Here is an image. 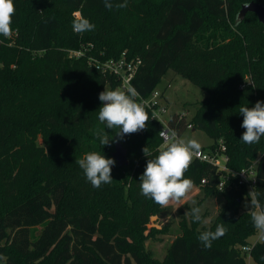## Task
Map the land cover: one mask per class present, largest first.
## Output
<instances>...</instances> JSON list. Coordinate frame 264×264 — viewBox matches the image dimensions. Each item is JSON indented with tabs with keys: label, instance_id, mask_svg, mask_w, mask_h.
<instances>
[{
	"label": "trees",
	"instance_id": "1",
	"mask_svg": "<svg viewBox=\"0 0 264 264\" xmlns=\"http://www.w3.org/2000/svg\"><path fill=\"white\" fill-rule=\"evenodd\" d=\"M251 1L264 5V0H127L126 8L109 10L103 0H13V32L0 35V264H247L241 247L249 244L253 264H264V239L251 208L243 205L249 189H220L215 166L198 159L185 178L200 186L201 202L222 199L211 224L191 216L188 225L182 217L163 262L137 252L140 225L161 210L141 194L139 181L147 158H155L162 145L161 125L145 108L150 117L145 130L114 137L119 129L99 122V93L118 89L121 81L70 53L93 44L88 52L101 59L123 53L140 58L131 83L143 97L169 70L199 86L207 97L191 118L171 113L169 127L180 136L189 126L205 131L213 139L210 149L222 142L233 170L256 162L255 192L264 205V136L254 144L240 140L245 129L239 107L264 101V24L254 12L237 18ZM76 11L95 30L75 33ZM98 130L114 137L109 145L100 144ZM117 142L128 150L127 165L113 157ZM146 146L150 157L142 152ZM90 152L115 160L111 183L94 188L87 181L75 161ZM111 201L123 207L110 209ZM99 216L108 223H98ZM220 224L225 235L204 248L198 236Z\"/></svg>",
	"mask_w": 264,
	"mask_h": 264
},
{
	"label": "clouds",
	"instance_id": "2",
	"mask_svg": "<svg viewBox=\"0 0 264 264\" xmlns=\"http://www.w3.org/2000/svg\"><path fill=\"white\" fill-rule=\"evenodd\" d=\"M105 8L112 10L113 7L126 8L127 0H103ZM16 8L13 0H0V35L10 37L13 28V16ZM95 25L83 17L79 12L74 13L73 31L78 34L95 30ZM138 91L135 87L129 86L126 90L115 89L104 90L99 93V100L102 106L98 109V119L106 129H119L114 137L123 138L128 134L145 130L150 120L148 112L142 103L138 102ZM239 113L243 116L241 127L245 129L242 133V140L245 144H254L264 136V101H257L251 108L240 106ZM154 118V117H153ZM152 118V119H153ZM155 119V118H154ZM96 136L102 146L109 145L114 139L109 138L104 130H98ZM159 136L164 143L161 145L158 155L148 159L143 174L139 177L141 194L153 200L154 203L164 208L170 203L180 204L188 198L193 190V181L185 178L193 159L201 153V144L196 139L185 138L178 135L175 129L163 128ZM145 157L152 155L146 146L142 149ZM83 170L84 175L94 188L102 184H109L112 179V167L115 164L113 158H106L99 152H90L83 158L75 161ZM260 193L252 189L248 193L251 203V219L254 227L264 239V205L258 197ZM196 201L192 200L195 205ZM248 207V204H245ZM200 207H192L190 215L195 222L207 223L201 215ZM227 229L223 224L217 225L215 231H204L198 236V240L204 248L210 249L212 242L225 235Z\"/></svg>",
	"mask_w": 264,
	"mask_h": 264
},
{
	"label": "rangeland",
	"instance_id": "3",
	"mask_svg": "<svg viewBox=\"0 0 264 264\" xmlns=\"http://www.w3.org/2000/svg\"><path fill=\"white\" fill-rule=\"evenodd\" d=\"M158 88L164 93L163 103L167 107L164 114L166 120L171 113L185 114L188 118H191L197 104L207 97V93L199 86L195 85L190 79L176 74L173 70H169L166 73ZM181 136L196 139L206 149H210V145L213 143V139L201 129L194 130L188 128ZM114 151L115 146L113 147ZM113 168H115V165H113ZM76 181L74 184H76ZM193 185V190L188 198L181 201L180 204L170 203L167 207H161L159 212L150 215L148 221L142 227L140 225L141 235L137 238L138 247L136 249L138 253L146 252L152 260L163 262L167 256L168 246L173 241L175 234L180 230L182 217H186L188 220L187 224L191 225L189 207L193 206L192 200L196 201L195 205L200 203L199 207L202 209L201 215L204 220H207V223L202 224L207 226L211 224L221 207L222 199L214 196L206 198L201 202L203 192L198 184L193 183ZM124 195L125 197L127 196L126 190H124ZM104 199H107V195H105ZM110 199L114 198L111 197ZM130 203L131 200L128 201V204ZM246 203L248 204V208H251L250 197L248 196L243 198V205L245 206ZM66 204L67 206L72 205L70 202ZM118 207L121 208L123 206L113 204L112 201L109 204L110 209H118ZM101 216L98 217V223H108V220ZM257 239L258 235H253L250 240L251 242H256ZM247 264H253L249 255L247 257Z\"/></svg>",
	"mask_w": 264,
	"mask_h": 264
},
{
	"label": "built area",
	"instance_id": "4",
	"mask_svg": "<svg viewBox=\"0 0 264 264\" xmlns=\"http://www.w3.org/2000/svg\"><path fill=\"white\" fill-rule=\"evenodd\" d=\"M80 11H76L74 13ZM74 15V14H73ZM94 45L89 44L87 47L79 48L78 50H71L70 53L73 56L85 57L90 65L101 68L103 71L117 77L121 82L119 89L126 90L127 87L132 86V78L134 77L139 65L141 64L140 58H132L129 59L123 53L120 58L114 59H101L99 57L93 56L88 50L93 49ZM102 55V54H100ZM1 66V62H0ZM133 87V86H132ZM163 91H161L158 87L153 90V92L148 97H143L139 95L138 102L142 103L145 108L151 110L152 118L154 117L157 121H159L161 128L160 131L165 128L168 129V119L164 118V114L166 113V105L163 103ZM153 118V119H154ZM189 128H192L189 126ZM179 135V134H178ZM164 143L162 139V144ZM226 146L221 142L217 148L214 149H204L201 147V153L195 159H198L203 162H207L215 166L217 173L220 175V180L218 183V187L220 189L229 185L230 187H237L239 185H245L249 191L254 189L257 183V168L256 162L250 165L247 168H243L241 170H233L228 167V155L226 154ZM192 161V162H193ZM207 182L206 178L202 179V184ZM260 236V234H259ZM253 244L245 245L242 248V251L246 252L250 256V251L252 249Z\"/></svg>",
	"mask_w": 264,
	"mask_h": 264
},
{
	"label": "water",
	"instance_id": "5",
	"mask_svg": "<svg viewBox=\"0 0 264 264\" xmlns=\"http://www.w3.org/2000/svg\"><path fill=\"white\" fill-rule=\"evenodd\" d=\"M248 12H254L257 15L259 21L264 24V5L262 3L251 1L249 3L243 4L237 15L238 20L244 19ZM113 157L120 166H124L129 163L128 150L121 142L116 143Z\"/></svg>",
	"mask_w": 264,
	"mask_h": 264
}]
</instances>
